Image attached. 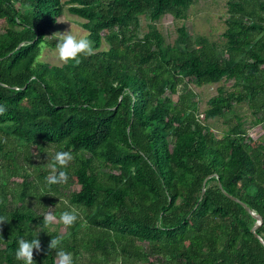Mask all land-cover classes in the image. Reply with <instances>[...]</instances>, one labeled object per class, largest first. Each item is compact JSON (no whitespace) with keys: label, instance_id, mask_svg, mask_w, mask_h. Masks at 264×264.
<instances>
[{"label":"trees","instance_id":"16d2710c","mask_svg":"<svg viewBox=\"0 0 264 264\" xmlns=\"http://www.w3.org/2000/svg\"><path fill=\"white\" fill-rule=\"evenodd\" d=\"M196 1L0 0V264H21L17 239L38 232L36 264H56L48 244L57 236L74 264H264L256 219L226 195L261 216L264 241V142L248 137L237 108L247 104L264 123V0H227L222 46L184 25L167 43L156 22L185 19ZM67 4L85 20L92 54L44 63L43 46H55L46 35ZM141 16L150 21L143 37ZM223 80L233 89L220 86L200 118L191 85ZM218 118L221 137L209 123ZM33 145L72 153L67 181L47 185L50 170L12 175L9 191L5 163H31ZM69 184L79 189L54 215L70 209L78 219L60 234L25 201L40 192L47 209L49 189Z\"/></svg>","mask_w":264,"mask_h":264},{"label":"rangeland","instance_id":"374dc122","mask_svg":"<svg viewBox=\"0 0 264 264\" xmlns=\"http://www.w3.org/2000/svg\"><path fill=\"white\" fill-rule=\"evenodd\" d=\"M62 1L68 2L69 0ZM68 6L69 4H67L65 7L64 15L58 19L52 30L47 33V41L55 43L59 35L58 33L70 31L71 28L74 35H77L78 37L87 36V31L81 25V23H83L85 20L69 13ZM186 15L187 17L185 19L178 20L175 19L171 14H167L163 16L158 22H156L158 30L165 37L167 43L172 44L174 42L178 35V27L184 25L193 38L204 36L209 38L211 41L216 42L219 46L224 44L225 39L223 37V33L227 28L226 20L229 17L227 0H198L187 10ZM149 24V19H147L145 16L140 17V37H143L149 31ZM2 32L3 30H0V33ZM107 49L108 44L104 42L102 44L101 50ZM39 60L51 65H63L67 62L59 60L55 52V46L51 47L49 45L43 46ZM233 82V80H223L220 83L202 87L191 85L195 92L193 101L199 106L200 118H203V113L208 107V100L218 94V88L223 86L227 90H232ZM237 108L239 113L245 119V128L247 130L248 137L252 140H263L264 142V123L255 124L256 118L251 113L247 104L239 105ZM209 123L218 137H221L222 132L227 129V126L224 123V118L211 120ZM5 129L6 128L0 129V139L5 140L8 138V134L4 131ZM8 141L12 143L10 139H8ZM10 147L15 149L14 144H10ZM14 151L18 150L15 149ZM55 151L56 149L54 146H47L41 151L38 146L33 145L30 151V158L32 159L31 163H29V161L23 160L22 156H19V162L16 161V167H14L15 164H13L12 167V164L9 166L7 163H5L6 167L3 171L5 177L1 179L2 182L6 184V180H8V177L12 175H24L26 173L31 175V178H34L40 171H49L50 169L48 166L52 163L51 157ZM37 185L39 186L38 183ZM7 186V189L12 192H15V189H17L16 183L14 184L11 181H9V184L7 183ZM39 188H41L40 192L43 193L47 191L49 187L39 186ZM78 189L79 186H74L72 184H69L68 186H60L57 193H54L53 190L49 189L50 195L48 196L54 195L53 199L55 204L53 205L47 203V209H45V206L41 205L39 202L40 192L36 194L32 193L33 196L26 199L25 205L28 208L37 211L38 213L43 212L46 214L51 212L54 214L56 208H65L67 205H69V194ZM71 208L73 209V207ZM50 224L51 229H58L60 234L65 233L66 226L59 222L58 217Z\"/></svg>","mask_w":264,"mask_h":264},{"label":"clouds","instance_id":"9594fccd","mask_svg":"<svg viewBox=\"0 0 264 264\" xmlns=\"http://www.w3.org/2000/svg\"><path fill=\"white\" fill-rule=\"evenodd\" d=\"M58 38L55 42V52L58 59L61 61H74L79 63L78 57L80 55H91L92 49L90 47L89 40L86 37H78L73 34L72 28L70 31L58 33ZM5 109L0 106V113H3ZM52 163L49 164V173L45 177V183L47 185H57L65 183L68 179V175L65 171L67 165L73 160V155L69 151L56 150L51 157ZM57 217L51 212L46 213L43 217V223L45 226L56 220ZM59 222L65 226L73 225L77 219L78 214L74 210H63L59 214ZM0 222H6L3 217H0ZM39 233V232H38ZM38 233L35 238L26 239L18 238L16 241L17 247L14 249V256L21 264H36L33 259V250L37 252L41 251V243L38 238ZM62 237L51 238L48 249L55 251L56 264H74L73 256L63 248Z\"/></svg>","mask_w":264,"mask_h":264},{"label":"water","instance_id":"95a60500","mask_svg":"<svg viewBox=\"0 0 264 264\" xmlns=\"http://www.w3.org/2000/svg\"><path fill=\"white\" fill-rule=\"evenodd\" d=\"M22 46V44L20 45ZM19 46V47H20ZM130 129V127L128 128V130ZM206 185V182H204V186ZM220 187L222 188L221 184H219ZM205 191V190H204ZM204 191H203V194H204ZM226 193V192H225ZM203 194H202V197L200 200H202L203 198ZM226 195L228 197H230L231 199L237 201L238 203H240L246 210L248 213H250L255 219H256V224L253 226V228L251 229V232L255 235V237L259 238L260 241L264 244V241L262 238H260V236L258 235V233L256 232V230L258 229V227L262 224V218L261 216L254 210H252L246 203L242 202L241 200H239L238 198L236 197H233L229 194L226 193Z\"/></svg>","mask_w":264,"mask_h":264}]
</instances>
